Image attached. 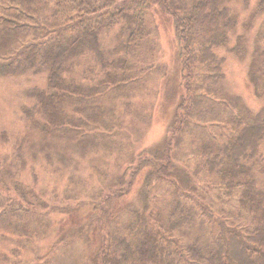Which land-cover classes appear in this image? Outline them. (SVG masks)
Here are the masks:
<instances>
[{
    "label": "rangeland",
    "instance_id": "1",
    "mask_svg": "<svg viewBox=\"0 0 264 264\" xmlns=\"http://www.w3.org/2000/svg\"><path fill=\"white\" fill-rule=\"evenodd\" d=\"M260 3L264 5V0H224L235 19L226 47L215 50L225 59L224 79L218 93L204 99L201 115L174 149V163L192 176L201 152L225 140L235 108L253 113L264 108V8ZM146 19L150 36L132 56L133 84L123 95L111 93L91 103L111 115L104 116L103 124L110 128L91 130L84 140L72 133H40L23 117L21 108L34 102L30 91L46 85L45 69L31 67L0 78V133L6 134L0 135V264H90L101 239L113 228L124 229L136 211L146 216L171 210L169 186L146 181L145 169L127 193L119 197L115 192L117 178L129 175L145 158V151L167 135L183 94L172 20L157 6L146 13ZM126 34L121 24L100 34L107 59L117 56L114 48ZM90 68L100 70L92 55L78 59L67 74L81 81V73ZM260 150L263 159L256 162L253 175L262 188L264 144ZM194 179L198 204H189L190 221L178 235L186 243L197 238L208 242L215 223H203L201 206L214 219L230 224L239 219L236 201L222 194L214 176L201 172ZM3 204H8L4 214Z\"/></svg>",
    "mask_w": 264,
    "mask_h": 264
},
{
    "label": "trees",
    "instance_id": "2",
    "mask_svg": "<svg viewBox=\"0 0 264 264\" xmlns=\"http://www.w3.org/2000/svg\"><path fill=\"white\" fill-rule=\"evenodd\" d=\"M152 6L172 20L183 94L167 135L145 151L129 175L117 178L120 190L115 192L119 197L127 193L145 169L146 181L169 186L173 206L165 214L136 211L124 229L113 228L101 239L90 264H264V186L257 187L253 175L263 159L264 108L255 113L235 108L225 140L201 152L193 176L173 159L174 149L201 115L204 99L214 97L224 79L225 59L215 50L226 47L235 25L224 0H0V78L31 67L46 70L44 89L31 90L33 104L21 108L29 126L40 133H72L84 140L91 130L109 129L104 116L111 115L91 103L111 93L123 95L133 84L131 60L149 40L146 13ZM119 24L126 37L114 48L117 56L107 59L99 36ZM88 55L100 70L83 71L81 81L69 77L78 59ZM201 172L214 176L222 194L235 199L239 219L230 224L215 220L201 206L203 223H215L211 238L186 243L178 233L190 221L189 204H198L194 176ZM3 205L4 214L8 204Z\"/></svg>",
    "mask_w": 264,
    "mask_h": 264
}]
</instances>
